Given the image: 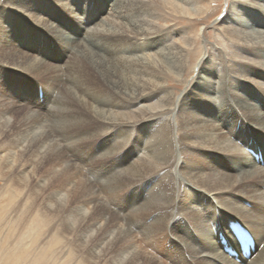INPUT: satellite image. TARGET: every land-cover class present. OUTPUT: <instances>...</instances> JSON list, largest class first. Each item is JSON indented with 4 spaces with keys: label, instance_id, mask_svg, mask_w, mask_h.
<instances>
[{
    "label": "bare ground",
    "instance_id": "obj_1",
    "mask_svg": "<svg viewBox=\"0 0 264 264\" xmlns=\"http://www.w3.org/2000/svg\"><path fill=\"white\" fill-rule=\"evenodd\" d=\"M195 1L0 0V264H264V8L247 33L232 6L180 97ZM232 221L249 260L223 252Z\"/></svg>",
    "mask_w": 264,
    "mask_h": 264
},
{
    "label": "rangeland",
    "instance_id": "obj_2",
    "mask_svg": "<svg viewBox=\"0 0 264 264\" xmlns=\"http://www.w3.org/2000/svg\"><path fill=\"white\" fill-rule=\"evenodd\" d=\"M244 1L249 2L248 0H243V1L242 0H196L195 1V4L192 7V9H194V11H195L194 14H197V15H195L193 17H190L192 20H189V18L186 17V16H181L179 18L178 24L175 25L174 29H181V28H186L187 29V28L190 27V25L193 24V21H196L197 24H194L195 25L194 28H195L196 33L199 34L200 38H197L195 40V46L194 47H196L195 49H201L202 50V54L197 55L196 58L194 56V59H196L195 60L196 62H194L193 64L190 65V68L191 69L189 68V69L185 70L184 73H182L181 77L179 78V81L181 80V82H180V84H179L178 87H176L175 84H177V82H175V81H172V82L169 83V86L167 87V89L169 91H172L174 94H176L177 96H180L181 97L183 95V93L185 92V89L193 88V85L196 82L195 81V77H196V75H197V73H198V71L200 69V66L203 63V60L206 57L205 53H207V51H209V49L212 48V47L214 49H218L219 47H222L223 46V43L222 42L224 41V34H223L224 31H222L220 29V27H219V20L221 18H223V16H225L228 19V23H226V25H234L235 27H238L239 26L236 22H234L230 17H228L226 15V14L229 13V11L231 10V8H232L233 5H234L233 8L235 9L234 11H232L234 13V17H236L237 19H239V20L242 21L241 24H240V26H243V24H246V25H244V29H245V31L247 33H250V31H253L255 29L260 28L258 26H252V24H251V20H250L251 19V16L253 14H256L257 13L256 10H253L252 9L251 4H259L261 7L264 8V1H262L263 2L262 3L259 0H250L251 2L248 3V5L251 3L250 6H246V5L242 4V3H244ZM205 7H207L208 10H206L207 8H205ZM44 9H46V10H53L54 11V8H53L52 5H48ZM247 9H248L249 12L252 13V15L249 14L250 16H248V17H247V12H248ZM204 10H206V12H204ZM240 13H242V15ZM258 19L263 20L262 18H258ZM172 24H174V23H172ZM262 29L264 30V28H262ZM51 39L52 38L50 37V40H49V44H50L49 47L50 48H52ZM50 48H49V50H50ZM221 54L222 53H220L219 55H217V57L210 56V58L214 62L219 63V67L221 69H223V67H226V63H227V59L224 56H226V57H228V56L226 54H222L223 55L222 56ZM218 58H219V61H218ZM38 59H41V58L38 57ZM206 68H208V67H206ZM226 72H228V70H226ZM259 96L260 95H258V97ZM39 98H40V100H42V96L39 97ZM234 129H235V127H234ZM233 132H234V130H233ZM257 133L264 134V133H262L260 131H257L254 134L253 131L251 129H249V136H250V138H254L256 142H258ZM256 162L257 163H260L261 166H263L262 158H260L259 161L256 160ZM118 174H121L120 169H119V171H118V173H117L116 176H118ZM108 176H113L112 177L113 179L115 178L114 174H112V173L107 174L106 175V179H104L103 177L101 178V179H104L105 183H106V180H107V183H112L110 185V187L107 188V186H104L100 190L102 196L103 195L104 196L105 195H112V188H113V185H114L113 182L115 180L113 181V179L111 177H110V179H108L107 178ZM89 181H90V178H89ZM90 182H92V181H90ZM92 184H94V183H92ZM109 188H110V190H109ZM102 192H104V193H102ZM143 197H144V195H143ZM245 206H250V205L248 203H246ZM150 221H151V218H148L146 220V223H149ZM26 224L27 223L25 221H22L20 224L18 222V225L19 226H18L17 229L20 230V231L21 230L23 231L26 228ZM182 225H186V223L183 222ZM189 229L190 228L188 227V230ZM131 231H133L134 233H136L135 230H131ZM18 242L19 241H17V240L13 241L12 242V246L14 244L18 243ZM25 242L26 241H21V243H23V244ZM41 243L42 242H40V246L43 245ZM25 244L27 246L29 243H25ZM165 244L168 246V243H165ZM106 246H108V245H106V243H104L102 245V247L100 248V250H102L103 253H104V251L107 248ZM24 248H25V246H24ZM65 249H67V247ZM47 252H48V247L45 246L44 247V254H47ZM102 252L100 254H102ZM35 253H38V251L36 250ZM32 255H36V254L33 253ZM37 258H39V260H37L38 264H41L42 263V260H44L45 256L42 255L41 257H39V255H38ZM236 262H238V261H236Z\"/></svg>",
    "mask_w": 264,
    "mask_h": 264
}]
</instances>
